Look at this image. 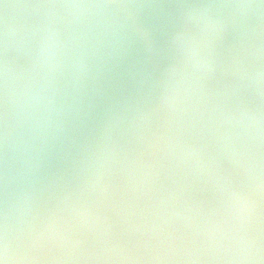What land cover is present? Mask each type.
<instances>
[{"label":"clouds","instance_id":"9594fccd","mask_svg":"<svg viewBox=\"0 0 264 264\" xmlns=\"http://www.w3.org/2000/svg\"><path fill=\"white\" fill-rule=\"evenodd\" d=\"M0 264H264V0H0Z\"/></svg>","mask_w":264,"mask_h":264}]
</instances>
